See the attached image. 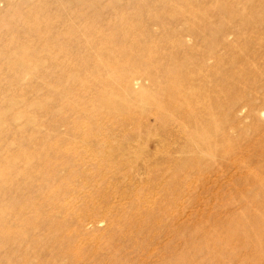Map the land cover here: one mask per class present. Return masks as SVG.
Listing matches in <instances>:
<instances>
[{
    "label": "rangeland",
    "instance_id": "rangeland-1",
    "mask_svg": "<svg viewBox=\"0 0 264 264\" xmlns=\"http://www.w3.org/2000/svg\"><path fill=\"white\" fill-rule=\"evenodd\" d=\"M89 9L0 0V264H264V164L190 159L144 78L191 21L130 36ZM70 22L84 35L57 41ZM106 56L135 73L103 81Z\"/></svg>",
    "mask_w": 264,
    "mask_h": 264
},
{
    "label": "bare ground",
    "instance_id": "bare-ground-1",
    "mask_svg": "<svg viewBox=\"0 0 264 264\" xmlns=\"http://www.w3.org/2000/svg\"><path fill=\"white\" fill-rule=\"evenodd\" d=\"M61 1L76 6L81 17L85 9L107 8L119 21V27L114 24L122 30L118 32L130 36L154 33L152 24L167 34L174 27L169 26L172 22L191 21L189 28L174 30L181 31L176 39L178 48L164 57L165 65L156 64L154 72L144 63V78L159 87L167 108L176 107L173 124L179 147L195 161L264 164V62L259 64L260 57L264 60V0H94L88 5V0ZM109 25L113 36L114 27ZM87 31L96 32L93 27ZM76 33L84 35L85 31H77L70 22L55 39L61 41ZM108 59L96 61V67L107 74L103 81L112 83L110 74L118 66L135 73L129 60L108 65ZM135 60L143 61L140 56ZM13 62L19 67L26 65L21 55H15ZM41 65L37 62L36 67ZM124 83L120 92L131 101L147 104L155 100L153 96H136L131 84ZM105 100L103 97L99 104L110 102ZM165 112L170 114L167 109Z\"/></svg>",
    "mask_w": 264,
    "mask_h": 264
}]
</instances>
